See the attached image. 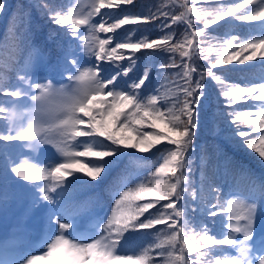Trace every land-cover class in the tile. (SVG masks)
I'll use <instances>...</instances> for the list:
<instances>
[{
    "label": "snow or ice",
    "instance_id": "snow-or-ice-1",
    "mask_svg": "<svg viewBox=\"0 0 264 264\" xmlns=\"http://www.w3.org/2000/svg\"><path fill=\"white\" fill-rule=\"evenodd\" d=\"M197 2L181 0L182 11L178 14L158 8L157 12H125L122 18L115 19L114 13L101 10L134 5V0H87L86 4L69 7L66 15L55 11L49 18L58 26H66L71 36L83 40L91 64L84 66L77 52L69 48L63 59L72 65L75 73L67 75L71 83L57 87L53 79L29 76L25 72L20 77L21 84L14 90L0 85V94L12 98L0 102V120L4 121L0 141L6 142L0 143V154L4 156L0 160V174L5 180L19 178L27 182L26 186L33 189V205H47L49 232L41 242L46 250L42 255L28 256L25 264L41 261L48 264H155V257H163L160 264H202V257L211 256L218 246L225 245L235 249L236 254L223 259L216 255L215 264H264V230L259 235L255 233L257 219L264 225V183L260 185L259 209L254 202H249L255 201V194L229 200L227 206L216 204L208 209L209 216L215 217L218 213L226 216L227 230L220 234L223 238L209 234L207 226L201 234L194 233L187 221L181 220L186 214L185 205L180 202L188 190L197 149L195 138L205 96V75L223 84V78L213 69L230 64L234 59L243 63L254 60L257 55L264 57V0H232L227 5L222 4L215 14L196 7ZM5 8L6 0H0V13ZM242 9L244 12L240 11ZM97 15L103 18L99 23L93 20ZM160 16L165 22L160 25L163 34L159 38L152 39L148 34L137 36L139 24ZM229 17L260 21L258 38L240 43L238 50L234 48L231 53L227 49L233 46L235 37L225 38L224 54L218 55L215 63L210 62L194 79L196 68L189 62L193 55L209 59L200 47L199 37L206 29L218 26L220 21L226 22ZM197 20L204 22L203 27H197ZM178 23L185 26L180 38L171 30L172 25ZM128 24L137 28L126 31L111 46L117 31ZM82 26L87 36L81 37ZM101 33L112 35L101 38ZM142 50L167 55L168 59L157 71L179 69L175 76L180 77L183 84L179 85L177 96H161L158 89L145 95L149 68H145L139 78L129 77L136 66L135 54ZM245 52L248 54L242 55ZM124 61L128 62L126 67L122 64ZM44 80L47 82H42ZM222 96L229 108L248 100L260 102L256 113L233 109L226 115L232 117L230 123L235 136L255 150L264 163V83L245 87L232 85ZM242 126L250 130H243ZM252 133L258 134V140L252 138ZM13 141L17 143L12 144ZM41 145H51L55 151L40 150ZM158 145L164 146L158 149V166L154 171L139 178L134 187L121 185L113 194L114 203L106 222L96 220L93 231L80 232L76 213L68 206L74 187L106 178L122 158L132 155L128 149L148 153ZM25 147L32 152L24 153ZM200 159L203 163L204 157ZM192 196L196 197L195 189ZM158 225L165 227L157 232V242L128 254L132 233ZM0 264H18V261L0 260Z\"/></svg>",
    "mask_w": 264,
    "mask_h": 264
},
{
    "label": "trees",
    "instance_id": "trees-1",
    "mask_svg": "<svg viewBox=\"0 0 264 264\" xmlns=\"http://www.w3.org/2000/svg\"><path fill=\"white\" fill-rule=\"evenodd\" d=\"M180 2L181 0H134V5H121L119 9H102L101 11L114 13L113 19L122 18L125 12H157L158 8L178 14L182 11L179 7ZM231 2L232 0H198L196 7L215 14L222 4L227 5ZM236 2H242V0H236ZM78 3L86 4L87 0H6V8L0 13V85L8 90H14L21 84L20 77L25 75V72L29 76L53 79L56 86L70 82L67 75L75 73L72 65L63 59L69 48L77 52L78 57L84 61V66L91 64L92 59L84 48L83 40L71 36L65 30L66 26H58L49 18L55 11L66 15L67 9ZM240 11L244 12L243 9ZM101 19L103 18L100 15L93 18L96 23H99ZM164 22V17L160 16L159 19L139 24L137 36L148 34L152 39L159 38L163 34L160 25ZM195 23L199 28L203 27L204 22L197 20ZM136 28L137 25L132 24L122 26V29L117 31L111 46H114L126 31ZM171 30L180 38L185 31V26L183 23L173 24ZM79 31L81 37L87 36L85 27L82 26ZM260 31V21H239L232 17L226 18V22L220 21L218 26L212 25L206 29L205 34L199 37V40L201 49L209 59L205 60L202 55H193L189 61L196 68L193 78H198V73L204 72L210 62L215 63L218 55L224 54L225 38L235 37L233 46L227 49L228 53H231L234 48L238 50L240 43L258 38ZM100 35L101 38H107L112 33H101ZM247 54L245 52L242 55ZM135 55L136 66L129 73V77L139 78L145 68L151 70L150 77L144 86L145 95L154 89H158L161 96L172 98L178 95L179 85L183 84V80L175 76L179 69L157 71L160 64L168 59L167 55L150 50H142ZM176 59L179 63L178 56ZM127 63V61L122 62L125 67ZM213 71L223 78L224 83L219 84L206 75L204 77L205 96L201 102L200 127L195 138L197 149L192 163L193 171L189 177L188 190L180 202L185 205L186 214L181 217V220H186L194 233L201 234L204 226H207L209 234L223 238L220 234L227 230L226 216L219 213L215 217L209 216L208 209L216 204L227 206L229 200L245 199L253 194L256 199L255 201L249 200V202H254L259 209L261 207L260 185L264 183V163H261V158L255 150L245 146L235 136L234 126L230 123L232 117L226 115L233 109L256 113L259 111L260 102L248 100L244 103L238 102V105L229 108L226 106L227 102L222 92L232 85L245 87L264 83V57L257 55L254 60L243 63L234 59L230 64L218 66ZM61 75L64 76L62 80L59 79ZM8 99L12 98L0 94V102ZM253 103L257 106L252 107ZM3 123L4 121L0 120V127ZM242 127L243 130H250L247 126ZM252 138L258 140V134L252 133ZM0 143L6 142L0 141ZM11 143L16 144L17 142ZM163 146L158 145L148 153L128 149L127 151L132 155L122 158L106 178L98 183L77 184L74 187L68 198V206L76 213V222L78 220L88 222L85 232L94 230L96 220L103 219L106 222L114 203L113 194L121 185L127 184L134 187L139 182V178L147 177L154 171V167L158 166V149ZM45 148L55 151L51 145L40 146V150ZM23 152L31 153L32 150L25 147ZM201 156L204 157L203 163ZM3 159V154H0V160ZM85 179L88 178L85 177ZM181 179L184 178L181 177ZM26 185L27 182L20 181L19 178L5 180L0 174V197H4L0 199V248L10 246L12 251L15 250L19 234L15 231L13 220L17 214L27 219L29 217L33 205V189ZM193 189L196 191V197L192 196ZM212 210L218 211L217 208H212ZM141 219L144 217L142 216ZM164 227V225H158L153 229L132 233L129 236L128 254H131L133 250L139 251L149 243L157 242L156 234ZM262 230H264V225L257 219L255 233L259 235ZM239 238L243 239V236L240 235ZM235 254V249L229 246H218L214 254L202 257L201 262L202 264H215L216 255H221L223 259ZM152 255L155 257L154 252ZM162 260L163 257H155V264H160Z\"/></svg>",
    "mask_w": 264,
    "mask_h": 264
},
{
    "label": "rangeland",
    "instance_id": "rangeland-1",
    "mask_svg": "<svg viewBox=\"0 0 264 264\" xmlns=\"http://www.w3.org/2000/svg\"><path fill=\"white\" fill-rule=\"evenodd\" d=\"M68 83H71V82H67L65 84H68ZM57 87H59V86H57ZM17 220L19 222H17ZM13 222L18 229L23 230L28 235L32 231L37 232L38 235H36V239H35L36 244H35V242H32L31 241L32 239L29 238V236H28L29 242L27 239H25L24 241L20 242L21 245H20V247L17 248L18 250L15 249V251H17V254H18L17 256L10 258V253H8L7 257L6 256H5V258L0 257V260H4V259L5 260H15V261H18V264H25L28 256L34 255L35 253H39V255H42L46 249L41 247V242L47 237L48 232H49V229L47 227V223L44 221L42 222L41 220H38V221L35 220V224H34L35 226H40V224L43 223V225L41 226L42 232L39 233V230L37 228H36V230H34V227L32 226L31 222L28 223V221H23V217H21L20 215L16 216L14 218ZM28 224H31V225H28ZM10 225H12V224H10ZM36 246L41 247V248H33ZM254 255H258V253H255ZM38 264H48V262L41 261V262H38Z\"/></svg>",
    "mask_w": 264,
    "mask_h": 264
}]
</instances>
